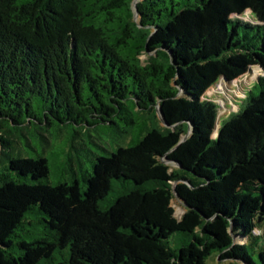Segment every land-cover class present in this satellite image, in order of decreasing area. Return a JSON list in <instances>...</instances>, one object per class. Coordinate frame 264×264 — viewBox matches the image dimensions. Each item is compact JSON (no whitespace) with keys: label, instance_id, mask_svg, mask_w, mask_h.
I'll return each instance as SVG.
<instances>
[{"label":"trees","instance_id":"16d2710c","mask_svg":"<svg viewBox=\"0 0 264 264\" xmlns=\"http://www.w3.org/2000/svg\"><path fill=\"white\" fill-rule=\"evenodd\" d=\"M253 67L264 0H0V264H264V75L229 114L206 96ZM117 120L152 126L84 185L16 154Z\"/></svg>","mask_w":264,"mask_h":264},{"label":"rangeland","instance_id":"374dc122","mask_svg":"<svg viewBox=\"0 0 264 264\" xmlns=\"http://www.w3.org/2000/svg\"><path fill=\"white\" fill-rule=\"evenodd\" d=\"M242 18L244 20H253L250 12H246ZM146 59V57H142ZM264 72L258 67L251 68L246 75L240 79L225 84L219 83L211 88L206 96L214 99L220 105V116L229 114L238 109L236 100L243 97V92L250 88L252 84L263 76ZM258 92V90H256ZM152 126L151 120H145L133 126L130 134H126L127 125L123 120H117L116 125H99L90 128L88 131H80V135L75 138L72 129L59 131L56 127L44 131L33 132L30 134V141L21 139L16 145V154L24 157L44 156L49 161L50 181L53 184L59 182H73L80 180L83 184V174L92 172L93 159L97 155H110L119 146L128 147L137 144L147 128ZM36 129V128H33ZM217 131L213 134L216 137ZM128 186L119 184L121 190ZM175 215L178 219L185 213L184 206L181 203H174ZM181 234L172 237V241L180 239ZM184 238V237H183ZM264 247V238L260 244ZM173 246V245H172ZM258 249H255V251ZM250 254L255 261L258 260V254L254 248H249ZM220 254L214 251L206 260L205 264H243L236 260H220Z\"/></svg>","mask_w":264,"mask_h":264},{"label":"water","instance_id":"95a60500","mask_svg":"<svg viewBox=\"0 0 264 264\" xmlns=\"http://www.w3.org/2000/svg\"><path fill=\"white\" fill-rule=\"evenodd\" d=\"M139 0H135V3H137ZM158 116L160 117V119H162L163 120V118H162V113H161V111L160 110H158ZM192 133V127H190V130H189V133H188V135H186V137L183 139V140H185V139H187L188 138V136L190 135ZM176 196H177V192H176Z\"/></svg>","mask_w":264,"mask_h":264}]
</instances>
